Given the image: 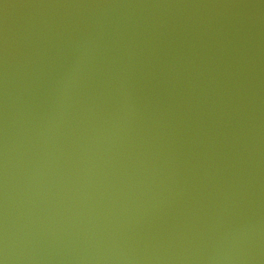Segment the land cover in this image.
Returning a JSON list of instances; mask_svg holds the SVG:
<instances>
[{"label":"water","instance_id":"1","mask_svg":"<svg viewBox=\"0 0 264 264\" xmlns=\"http://www.w3.org/2000/svg\"><path fill=\"white\" fill-rule=\"evenodd\" d=\"M0 264H264V0H0Z\"/></svg>","mask_w":264,"mask_h":264}]
</instances>
